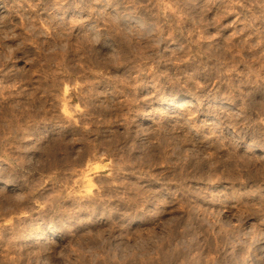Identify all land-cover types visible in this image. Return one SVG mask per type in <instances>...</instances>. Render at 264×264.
I'll return each instance as SVG.
<instances>
[{"label": "rangeland", "instance_id": "374dc122", "mask_svg": "<svg viewBox=\"0 0 264 264\" xmlns=\"http://www.w3.org/2000/svg\"><path fill=\"white\" fill-rule=\"evenodd\" d=\"M0 264H264V0H0Z\"/></svg>", "mask_w": 264, "mask_h": 264}, {"label": "bare ground", "instance_id": "6f19581e", "mask_svg": "<svg viewBox=\"0 0 264 264\" xmlns=\"http://www.w3.org/2000/svg\"><path fill=\"white\" fill-rule=\"evenodd\" d=\"M121 41H123L125 43H129L130 41H133V40L122 39ZM183 104L185 105V103H183ZM50 147L53 150H57L59 155H61V153L64 151L63 149H65L66 151H68L70 149L72 150V148L70 147V144H65L64 141H62V143L60 141L53 142V143H51ZM72 154H73V152H72ZM72 154H68V157H71Z\"/></svg>", "mask_w": 264, "mask_h": 264}]
</instances>
